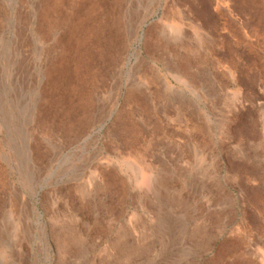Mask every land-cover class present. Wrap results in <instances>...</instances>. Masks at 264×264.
Segmentation results:
<instances>
[{
  "label": "rangeland",
  "instance_id": "374dc122",
  "mask_svg": "<svg viewBox=\"0 0 264 264\" xmlns=\"http://www.w3.org/2000/svg\"><path fill=\"white\" fill-rule=\"evenodd\" d=\"M0 264H264V0H0Z\"/></svg>",
  "mask_w": 264,
  "mask_h": 264
}]
</instances>
